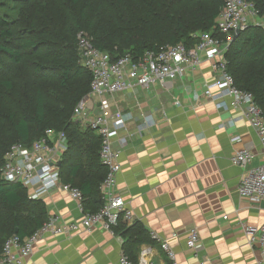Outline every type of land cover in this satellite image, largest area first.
I'll return each mask as SVG.
<instances>
[{
    "label": "trees",
    "instance_id": "16d2710c",
    "mask_svg": "<svg viewBox=\"0 0 264 264\" xmlns=\"http://www.w3.org/2000/svg\"><path fill=\"white\" fill-rule=\"evenodd\" d=\"M254 2L264 17V0ZM223 0H0V258L12 235L24 238L47 221L45 207L20 182L1 176L5 155L15 143L28 147L48 129L63 131L67 148L59 162L62 181L78 187L84 211L104 202L101 136L74 116L91 90L92 73L83 64L80 31L113 60L134 58L166 44L188 48L199 32L224 35L215 27ZM236 85L253 93L264 113V26L250 25L225 53ZM112 229L123 250L139 264L140 247L152 241L139 221L122 219Z\"/></svg>",
    "mask_w": 264,
    "mask_h": 264
},
{
    "label": "crops",
    "instance_id": "0c3cea01",
    "mask_svg": "<svg viewBox=\"0 0 264 264\" xmlns=\"http://www.w3.org/2000/svg\"><path fill=\"white\" fill-rule=\"evenodd\" d=\"M219 78L212 62L203 58L197 69L165 85L135 86L110 99V112L122 111L133 132L125 146L113 142L121 164L116 191L134 219L150 235L168 240L176 254L173 261L152 240L140 247L139 264L148 247L147 264H260L261 248L251 243L245 227L264 224V202L252 203L239 194L244 173L264 164L259 136L244 107L219 108L206 99L197 102L192 93ZM141 114H151L155 124L139 134L135 126ZM244 149L253 153L246 168L231 161ZM38 200L48 219L58 215L72 222L85 213L61 188ZM193 229L205 246L198 254L188 247ZM122 244L119 234L101 224L69 235L48 234L23 264H120Z\"/></svg>",
    "mask_w": 264,
    "mask_h": 264
},
{
    "label": "built area",
    "instance_id": "2783aa9c",
    "mask_svg": "<svg viewBox=\"0 0 264 264\" xmlns=\"http://www.w3.org/2000/svg\"><path fill=\"white\" fill-rule=\"evenodd\" d=\"M223 1L215 27L224 37L214 36L211 32H199L198 43L190 48L183 43L166 44L148 50L138 58L127 52L113 60L109 52L102 51L93 44L87 32H79L78 43L82 61L92 73V82L89 94L76 105L74 116L81 120L84 127L93 128L101 136L100 159L107 167V175L101 184L104 202L99 210L85 212L78 221L65 222L60 216L53 215L27 237L12 235L4 244L0 264H23L35 245L48 234L69 235L81 229L92 230L98 224L112 229L121 219L127 223L135 220L126 200L116 191L121 164L113 149V142L117 139L121 146H125L133 134L122 111L110 112V99L118 92L131 90L135 86L147 88L157 83L165 85L183 77L187 70L197 69L203 58H206L212 62L213 69L220 73V78L207 84L200 93L193 91L194 99L197 102L201 99L212 101L219 108H227L230 105L244 107V116L256 130L264 153V113L255 101L253 93L236 85L234 76L227 69L225 57L235 33L256 24L259 14L251 0ZM187 90L192 91L189 85ZM154 124L155 120L151 114H141L135 132L142 134ZM240 139L234 138L236 141ZM66 148L65 132L50 129L31 146L15 143L5 155L1 176L7 181L22 183L32 190L30 196L35 198L61 188L70 193L84 210L82 191L63 182L61 178L59 162ZM252 158L253 153L244 149L236 151L231 156V161L246 168ZM239 194L252 203L264 202V164L244 173L239 184ZM245 231L251 243L261 248L260 264H264V224L246 225ZM151 239L159 241L161 248L175 261L176 254L168 240L162 239L156 232L151 233ZM188 247L196 254L205 249L197 229L191 231ZM150 250V247L143 250L141 264H147L144 257ZM120 264H134L124 250L121 252Z\"/></svg>",
    "mask_w": 264,
    "mask_h": 264
},
{
    "label": "rangeland",
    "instance_id": "374dc122",
    "mask_svg": "<svg viewBox=\"0 0 264 264\" xmlns=\"http://www.w3.org/2000/svg\"><path fill=\"white\" fill-rule=\"evenodd\" d=\"M256 22H257L256 25H262V26H264V17H262V16L259 15L258 18H257V20H256Z\"/></svg>",
    "mask_w": 264,
    "mask_h": 264
},
{
    "label": "water",
    "instance_id": "95a60500",
    "mask_svg": "<svg viewBox=\"0 0 264 264\" xmlns=\"http://www.w3.org/2000/svg\"><path fill=\"white\" fill-rule=\"evenodd\" d=\"M240 34H241V31L238 30V31L235 33V36L240 35Z\"/></svg>",
    "mask_w": 264,
    "mask_h": 264
}]
</instances>
